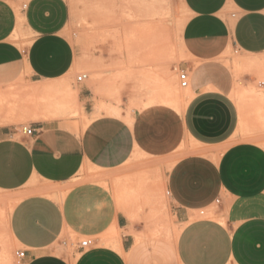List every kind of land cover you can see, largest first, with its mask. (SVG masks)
I'll use <instances>...</instances> for the list:
<instances>
[{
  "label": "crops",
  "instance_id": "1",
  "mask_svg": "<svg viewBox=\"0 0 264 264\" xmlns=\"http://www.w3.org/2000/svg\"><path fill=\"white\" fill-rule=\"evenodd\" d=\"M180 2L187 16L177 69L188 86L179 108L95 115L90 88L70 74L67 1L26 0L17 11L0 0V191L15 198L7 228L24 251L19 264H264V145L260 132H243L223 60L229 49L264 55V0ZM185 141L210 150L180 157L164 175L178 231L137 239L143 224L87 170L116 169L135 152L166 157ZM85 237L93 245L81 249Z\"/></svg>",
  "mask_w": 264,
  "mask_h": 264
},
{
  "label": "rangeland",
  "instance_id": "2",
  "mask_svg": "<svg viewBox=\"0 0 264 264\" xmlns=\"http://www.w3.org/2000/svg\"><path fill=\"white\" fill-rule=\"evenodd\" d=\"M7 1L18 11L26 0ZM66 1L69 18L63 35L75 52L70 71L72 82L74 86L79 85L76 77L87 74L81 84L91 90V106L95 115L129 114L132 110L155 106L179 108L180 94L184 89L179 85L177 63L182 58L180 31L187 16L180 0ZM18 19H21L20 15ZM19 38L13 35L16 42H21ZM223 60L231 67L235 79L231 97L239 107L240 121L245 127L243 132L247 135L260 132L256 140L262 144L264 115L258 113L264 111V55L249 57L229 49ZM243 77H253L254 80L244 85ZM47 100L57 102L54 96ZM77 114L76 111L71 113L73 116ZM209 150L185 141L166 157L135 152L116 169H88L86 178L107 186L118 207L127 213L130 220L143 224V235H138L137 239L159 236L170 239L176 235L178 227L172 224L166 212L164 175L180 157ZM115 188L123 196L117 197ZM129 197L130 200H125ZM14 201V197L0 191V257L4 255L6 246L8 251L4 257L10 264H19L15 256L18 248L7 228L10 205L13 206Z\"/></svg>",
  "mask_w": 264,
  "mask_h": 264
},
{
  "label": "built area",
  "instance_id": "3",
  "mask_svg": "<svg viewBox=\"0 0 264 264\" xmlns=\"http://www.w3.org/2000/svg\"><path fill=\"white\" fill-rule=\"evenodd\" d=\"M232 16H235V14H232ZM86 78H87V74L82 73L76 77V81L77 82H83L84 80H86ZM178 80H179V85L181 88H185L188 86V75L185 71L178 70ZM20 130L25 135H31L33 133L32 127H30L27 124H22L20 127ZM92 245H93V239H91L89 237H85V238L80 239L78 241V246L81 249L89 248ZM23 255H24V251L18 250V249L15 251V256L19 261L23 257Z\"/></svg>",
  "mask_w": 264,
  "mask_h": 264
},
{
  "label": "bare ground",
  "instance_id": "4",
  "mask_svg": "<svg viewBox=\"0 0 264 264\" xmlns=\"http://www.w3.org/2000/svg\"><path fill=\"white\" fill-rule=\"evenodd\" d=\"M122 1V0H121ZM124 1V0H123ZM135 1V0H134ZM149 1V0H148ZM154 1H156V0H154ZM159 1V0H158ZM126 3V2H125ZM125 3H124V5H125ZM150 3V2H149ZM113 4V3H112ZM159 4V3H158ZM130 5V4H129ZM123 6V5H122ZM159 6V5H158ZM139 7V6H138ZM124 8V7H123ZM130 8H131V5H130ZM129 8V9H130ZM140 8V7H139ZM146 8H147V6H146ZM152 8V7H151ZM150 8V9H151ZM159 8V7H158ZM161 8V7H160ZM159 8V9H160ZM122 9V8H121ZM127 9V8H126ZM110 10V9H109ZM128 10V9H127ZM149 10V9H148ZM152 10V9H151ZM151 10H149V11H151ZM157 10V9H156ZM129 11V10H128ZM131 11V10H130ZM133 11V10H132ZM158 12H159V10H157ZM123 12H125V11H123ZM153 12V11H152ZM158 12H157V14H158ZM161 12V11H160ZM159 12V13H160ZM154 13H155V11H154ZM130 13H128V15H129ZM131 15H133V14H130L129 16H131ZM149 15V14H148ZM135 16V15H134ZM156 16V15H155ZM149 17H151V16H149ZM17 22H18V25H20V22H21V19H18L17 20ZM22 24V23H21ZM17 31V30H16ZM19 31V30H18ZM17 34H19L20 35V31H19V33H17ZM14 36H15V34H14ZM135 42V41H134ZM140 43V42H139ZM136 55H138V54H136ZM139 56V55H138ZM137 56V57H138ZM186 90V89H185ZM75 93L76 92H74V95H75ZM173 93V92H172ZM180 93V92H179ZM174 94V93H173ZM175 94H177V93H175ZM179 97V96H178ZM180 97H181V94H180ZM58 99V98H57ZM166 101V100H165ZM77 106H78V104H77ZM116 110V109H115ZM105 111V110H104ZM111 111V110H110ZM114 113V112H113ZM91 119V118H90ZM262 144H264V143H262ZM120 179V178H119ZM133 181V180H132ZM124 182V181H123ZM130 182V181H129ZM125 183H127V182H125ZM134 183H136V182H134ZM133 184V183H132ZM136 186V185H135ZM138 186V185H137ZM141 187V186H140ZM144 187V186H143ZM136 188V187H135ZM116 189V188H115ZM140 190H141V188H140ZM116 195H117V197H118V195H121V196H123L122 195V193H119V191H118V188L116 189ZM138 192H140V191H138ZM125 194V193H124ZM120 196V199L122 198ZM7 198H9V197H7ZM150 199V198H149ZM125 200H130V197H129V199L128 198H126ZM151 200V199H150ZM122 201H124V200H122ZM4 202H5V200H4ZM147 202H149V201H147ZM154 202V201H153ZM148 204V203H147ZM149 205V204H148ZM158 205V204H157ZM11 207H13V206H11L10 205V208ZM153 207H154V205H153ZM155 209V208H154ZM153 209V210H154ZM156 210V209H155ZM154 210V211H155ZM10 211V210H9ZM201 215H203V216H207V217H213L214 216V214H213V212H211V211H209V212H203V213H201ZM4 217V216H3ZM174 237V236H173ZM3 239V238H2ZM5 240V239H4ZM1 245H3V247H4V244H1ZM7 251H8V248L5 246L4 247V249H3V253H4V255L3 256H1L0 257V263H2V264H10L11 262H9V260L8 259H6V257H4L6 254H7ZM9 258V257H8ZM9 259H11V258H9Z\"/></svg>",
  "mask_w": 264,
  "mask_h": 264
}]
</instances>
